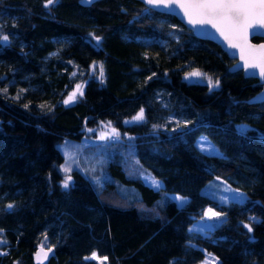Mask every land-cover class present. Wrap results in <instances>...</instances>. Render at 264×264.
<instances>
[{"label": "trees", "instance_id": "1", "mask_svg": "<svg viewBox=\"0 0 264 264\" xmlns=\"http://www.w3.org/2000/svg\"><path fill=\"white\" fill-rule=\"evenodd\" d=\"M45 2L0 0V35H9L0 42V264H34L41 244L54 249L49 264H99L85 259L93 252L107 257L104 264H199L205 252L227 264L257 228L264 230V104L249 102L264 84L231 70L236 60L219 45L137 0ZM94 65L103 66L99 79ZM190 70L219 86L187 81ZM80 83L83 95L65 104ZM141 108L145 119L126 123ZM109 123L117 137L106 142L114 151L110 168L139 198L122 195L113 182L97 190L79 169L63 188L64 156L56 146L49 169L41 163L43 140L96 139ZM202 135L220 155L198 147ZM30 136L31 145L6 159ZM126 146L163 182L161 190L128 176ZM216 177L248 198L222 204L203 195ZM168 193L189 202L179 207ZM208 206L225 214L223 222L192 235ZM257 252L248 248L237 264H264Z\"/></svg>", "mask_w": 264, "mask_h": 264}, {"label": "rangeland", "instance_id": "2", "mask_svg": "<svg viewBox=\"0 0 264 264\" xmlns=\"http://www.w3.org/2000/svg\"><path fill=\"white\" fill-rule=\"evenodd\" d=\"M93 43L97 45L96 39L93 40ZM98 67V65H95ZM100 68V67H98ZM97 68V69H98ZM93 70V69H92ZM197 72V70H190L187 75L185 76L187 81L190 82H205L208 83V77L206 74L202 73L203 75L200 76H189V73ZM97 78H101L100 69ZM213 80V79H212ZM79 85L82 86V90H84V83H80ZM76 89V88H75ZM75 91V90H74ZM73 92V91H72ZM71 92V93H72ZM70 93V94H71ZM69 94V95H70ZM68 95V97H69ZM66 98V100L68 99ZM81 95L77 93V96L74 101L68 103L71 104L78 100ZM145 116V111H144ZM135 117V116H134ZM130 118L126 121V123H135L141 122L136 121L133 118ZM103 130L98 131L96 134V139L86 138L81 142H72V141H63L55 144L57 141V136H52L42 141V147L40 150V159L41 163L45 170L49 169V167L54 163L56 158L57 151L55 150V146L57 150L64 156V163L62 164L61 174H63L62 182L66 175L73 169L81 170L94 184L97 190H102L107 183L113 182L117 185V190L124 196L130 199H136L141 196V194L136 190L135 187L122 184L120 180L112 173L110 168V163L114 159V151L111 148L106 146V142L117 138L112 131L111 125L103 124ZM93 133V132H92ZM105 137V138H102ZM91 139V140H90ZM34 138L33 137H26L20 144H18L6 157L12 158L16 156L23 148L32 144ZM197 145L200 149H205L203 152L209 154H221V151L212 143V141L205 135H202L197 142ZM89 146V147H88ZM123 154L122 165L124 168H128L127 173L129 177L141 178L148 186L152 187L156 190H161L163 188V182L156 178L150 170L145 168L139 161V159L135 155V150H131L130 146H126L125 151ZM70 167L71 171L69 173H65L63 171V167ZM154 181L159 182L160 187L159 189L156 188ZM61 182V184H62ZM71 183V181H70ZM201 193L210 197L211 199L222 203L228 204L232 201L243 202L248 198V195L233 187L228 181L221 177H216L209 181L205 186L202 187ZM169 199L176 202L179 207H184L189 202L187 197H184L180 194L176 193H168ZM183 197L184 200H176L173 197ZM242 197V201L240 198ZM212 209L216 212L212 206L206 207L203 215L197 219L189 228V231L192 235L195 234H208L211 232L215 227L219 226L224 218L225 214L219 212L221 215L219 218L209 219L208 210ZM256 236L248 243H246L243 247L238 249L226 262L227 264H237L240 259L241 253L246 251L248 248L257 249L258 252L255 254V257L260 259L264 258V230L263 228L259 227L255 230ZM1 254V250H0ZM97 261V260H96ZM99 264H104L105 262L97 261ZM220 259L217 258L214 254L205 252L204 259L199 264H219Z\"/></svg>", "mask_w": 264, "mask_h": 264}, {"label": "snow or ice", "instance_id": "3", "mask_svg": "<svg viewBox=\"0 0 264 264\" xmlns=\"http://www.w3.org/2000/svg\"><path fill=\"white\" fill-rule=\"evenodd\" d=\"M59 0H46L44 3L45 8H49L55 5ZM82 3L91 5L94 0H81ZM144 2L151 6L148 10L163 9L172 11L174 6H178L183 10L184 16L187 17L188 23L192 25H209L214 28L216 32L227 42L230 48H239L241 53V59L243 60V67L247 69H259V76L264 79V44L253 46L248 43L249 29L264 28V0H144ZM97 43L100 41V37L95 38ZM9 41V35H0V42L7 43ZM95 71V65L93 66ZM103 66H100V75L103 76ZM256 75L255 72L250 73ZM155 75V74H153ZM189 76L203 75L200 72H192ZM187 78V77H186ZM148 79H152L151 76ZM209 88L218 87L219 80L213 82L211 77H208ZM6 91V89H5ZM77 93L83 95L81 85H77L75 91H73L67 100L64 101L68 104L75 100ZM18 98V97H17ZM258 102L264 104V95L256 98ZM27 107V105H25ZM136 121H143L145 119L144 109L141 108L140 112L133 118ZM110 126V123H109ZM241 134L248 131L247 125L240 126ZM113 132L115 130L113 129ZM118 136V133H116ZM105 138V137H102ZM204 151L205 149H201ZM65 173L71 171L70 167H63ZM71 176L66 175L62 187L67 189L70 187ZM157 189L160 184L157 181L153 182ZM173 199L183 201V197H173ZM242 201V197L235 198ZM12 204L7 205L8 209L13 208ZM209 219L219 218L220 213L212 209L208 210ZM255 219V218H253ZM249 232L252 231V227L248 224L244 225ZM43 251V249H41ZM51 251V249H49ZM47 252H44V256L47 257ZM39 255V253L37 254ZM85 259L97 260L100 262L107 261V257H99L96 252H93L90 257Z\"/></svg>", "mask_w": 264, "mask_h": 264}, {"label": "water", "instance_id": "4", "mask_svg": "<svg viewBox=\"0 0 264 264\" xmlns=\"http://www.w3.org/2000/svg\"><path fill=\"white\" fill-rule=\"evenodd\" d=\"M99 0H94V2L91 4L93 5ZM141 3H143L145 6L150 8L151 6L147 5L144 0H137ZM80 5L89 7L91 5H87L81 2L79 0ZM155 11L164 13V14H170L174 16L181 24L191 28L193 30L194 35L201 39V40H207L211 41L217 45L220 46V48L227 53V55L236 60L234 65L231 67V70H242L244 75L246 77H251V78H256L259 80L261 84H264V79H262L259 76V69H247L245 70L243 67V60L241 59V53L239 48H230L228 47L227 42L223 39V37L220 36L218 32L214 28H211L209 25H192L188 23V19L186 16H184V12L182 9H180L178 6H174V9L172 11H167L163 9H156ZM255 37L263 38L264 39V28H258V29H249V34H248V43L253 45V46H259L264 44V40L260 42H255L253 39ZM255 72L256 75H251L250 73ZM264 95V90L259 92L257 95H255L254 98H252L249 102L254 104V103H260L257 101L256 98ZM3 245V241L0 240V248ZM43 249V251H41ZM51 249V251H49ZM46 249L43 246H39L37 248V251L33 254V263L34 264H49L51 259L54 257L55 252L53 248ZM44 252H47V257L44 256ZM39 253V255H37Z\"/></svg>", "mask_w": 264, "mask_h": 264}, {"label": "bare ground", "instance_id": "5", "mask_svg": "<svg viewBox=\"0 0 264 264\" xmlns=\"http://www.w3.org/2000/svg\"><path fill=\"white\" fill-rule=\"evenodd\" d=\"M263 40H264V39H263ZM39 246H43V245H42V244H41V245H38L37 248H38ZM43 247L46 248V249L52 248V247H46V246H43ZM36 251H37V249L34 251V253H35ZM34 253H33V254H34Z\"/></svg>", "mask_w": 264, "mask_h": 264}]
</instances>
